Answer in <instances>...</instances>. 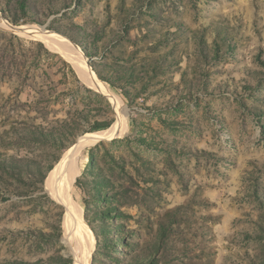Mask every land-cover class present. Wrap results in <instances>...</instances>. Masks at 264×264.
Returning <instances> with one entry per match:
<instances>
[{"label":"rangeland","instance_id":"1","mask_svg":"<svg viewBox=\"0 0 264 264\" xmlns=\"http://www.w3.org/2000/svg\"><path fill=\"white\" fill-rule=\"evenodd\" d=\"M20 1L0 0V264L76 263L47 181L118 119L14 17L65 32L127 109L79 155L90 264H264V0Z\"/></svg>","mask_w":264,"mask_h":264},{"label":"bare ground","instance_id":"2","mask_svg":"<svg viewBox=\"0 0 264 264\" xmlns=\"http://www.w3.org/2000/svg\"><path fill=\"white\" fill-rule=\"evenodd\" d=\"M0 22L4 23L5 21H2L0 18ZM13 29L28 36L40 37L49 47L65 53L78 66L80 76L89 86L102 91L110 97L118 113V119L111 127L91 135L88 134L87 138L82 137L76 146L67 151L65 159L57 164L47 181V187L53 197L65 206L67 210V215L71 223L68 228V242L72 245V250L76 254L75 264H90L91 256L95 248L92 240L93 237L88 225L83 219L82 213L78 210L73 196L75 181L80 172L79 155L87 146L94 145L103 139H111L125 134L128 127L127 109L120 96L108 88L96 72H93L87 66L86 57L75 42L61 34L46 31L45 28H43L45 29L43 31L35 25H25L21 26V28L13 26Z\"/></svg>","mask_w":264,"mask_h":264},{"label":"trees","instance_id":"3","mask_svg":"<svg viewBox=\"0 0 264 264\" xmlns=\"http://www.w3.org/2000/svg\"><path fill=\"white\" fill-rule=\"evenodd\" d=\"M19 8H20V11H21V15H24L27 13V8H28V1L27 0H21L20 3H19ZM12 22L13 24L15 25H19L21 24V18L19 17H14L12 18ZM51 29H54L60 33H65V32H61L60 28H55V27H51ZM100 74V77L105 80V81H109L107 78L103 77V74L102 73H99ZM109 82H112V81H109ZM107 127V126H106ZM105 127H94V130H100V129H104ZM259 194V187H257L256 189V195L258 197V199L260 198L261 199V202L264 204V199L261 197V196H258Z\"/></svg>","mask_w":264,"mask_h":264},{"label":"water","instance_id":"4","mask_svg":"<svg viewBox=\"0 0 264 264\" xmlns=\"http://www.w3.org/2000/svg\"><path fill=\"white\" fill-rule=\"evenodd\" d=\"M14 27H16V28H21V26H17V25H14ZM44 28H46V27H44ZM46 30L51 31V30H49V29H47V28H46ZM17 32H18V31H17ZM56 33H58V32H56ZM59 34H60V33H59ZM61 35H62V34H61ZM77 46H78V45H77ZM78 47H79V46H78ZM79 48H80V47H79ZM83 53H84V52H83ZM84 56L87 58V56H86L85 53H84ZM87 64H88L89 68L94 72V70L92 69V66L90 65V63H89L88 61H87ZM83 137H84V138H85V137L87 138L88 136L86 135V136H83ZM80 140H81V139H80ZM80 140H79V141H80ZM79 141L77 142V144L79 143ZM77 144H76V145H77ZM76 145H75V146H76Z\"/></svg>","mask_w":264,"mask_h":264}]
</instances>
